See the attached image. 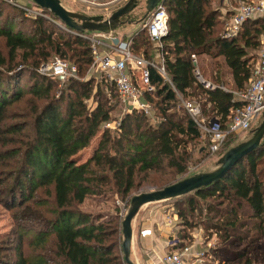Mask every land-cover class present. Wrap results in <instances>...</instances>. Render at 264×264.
Instances as JSON below:
<instances>
[{
    "label": "trees",
    "instance_id": "trees-1",
    "mask_svg": "<svg viewBox=\"0 0 264 264\" xmlns=\"http://www.w3.org/2000/svg\"><path fill=\"white\" fill-rule=\"evenodd\" d=\"M5 5H9L6 0H0V18ZM163 5L168 31L155 48L159 59L155 62L146 51L137 56L162 65L167 79L148 67L152 90L144 88L142 100L152 106L151 115L133 109L114 130L104 126L111 111L122 105L115 84L98 70H94L98 76L91 72V43L71 29L52 31L49 26L55 28V24L26 16L18 5L8 6L21 20L5 17L0 23L6 50V57L0 55V202L19 214L13 216L10 234L15 258L5 264H125L120 257L119 215L87 211L82 208L85 202L114 196L123 200L150 174L167 171L175 177L186 171L188 145L204 134L179 96L195 98L202 116L218 119L223 129L230 123L232 110L241 107L233 92L249 85L264 18L244 22L235 37L225 38L231 11L221 16L212 0H164ZM149 44L145 30L136 33L132 53ZM53 56L77 67V78L67 80L59 90H55L57 80L37 73L39 64ZM192 56L197 58L196 67ZM203 57L209 60L208 68L198 65ZM196 69L213 89L196 79ZM24 78L30 81L27 94ZM25 96L31 101L26 99L28 109L25 102L21 109L24 120L8 124L14 118L9 109ZM179 111L184 115L178 116ZM99 132L91 157L77 163L75 157ZM234 135L227 136L220 154L229 149L226 143ZM204 139L209 149V138L204 135ZM177 199L185 201L186 209L178 215L187 230L199 226L216 236L219 244L236 246L233 260L215 256L216 264H264V146L241 159L217 183ZM199 208L204 213L199 224L187 222L188 213L193 216ZM28 221L31 225H25ZM185 238L176 240L172 249L186 246Z\"/></svg>",
    "mask_w": 264,
    "mask_h": 264
},
{
    "label": "rangeland",
    "instance_id": "rangeland-1",
    "mask_svg": "<svg viewBox=\"0 0 264 264\" xmlns=\"http://www.w3.org/2000/svg\"><path fill=\"white\" fill-rule=\"evenodd\" d=\"M128 0H60L62 6L75 13L83 14L86 16H103L104 18H108L111 16L112 13L120 9L125 5V3ZM248 2H256L257 0H247ZM6 2L11 6L12 5H18L20 8L23 6H31L35 7L33 3L30 0H6ZM8 5V6H9ZM4 6V14L2 18H0V23L4 21L3 19L5 17L10 18L14 17L17 20H21V16L16 11H13L10 7ZM237 6L236 0H212V7L219 10L220 15L225 17L226 13L230 11L231 8H235ZM49 12V11H48ZM145 14V0H139L137 3L136 8L129 14V16L123 17L121 20L123 21V24L119 26L114 32L109 34V38H106V43H114L112 39L121 40V41H131L134 35L138 32H144L143 27V21L137 22L143 18ZM46 17H42L47 19L48 21L52 22L56 25V27L49 26L52 31H56L58 29L62 30L60 27H64V30L66 32H70L68 27H66L63 23H61L59 20L53 19L52 17L48 16L46 12L43 11V14ZM227 19V18H226ZM49 28V29H50ZM25 31H29L27 27L24 29ZM72 30V29H71ZM77 36L79 37H86L91 36L94 34H101L98 32H76L72 30ZM264 37V34L260 35V40H262ZM0 55L2 57H6V50L4 48V40L0 39ZM261 46V45H260ZM157 45L155 43L141 46L140 50L136 53H134L135 56L140 55L143 53V51L149 52L154 58V61L157 62L158 56L156 48ZM261 48H259L260 50ZM98 50L101 51H108L107 47H99ZM258 50V51H259ZM55 57V56H53ZM53 57H51L49 60H51ZM59 57V56H58ZM208 58H198V65L203 68H208L206 66V63H209V60L206 61ZM68 61V60H67ZM72 63L71 61H69ZM41 64V63H40ZM39 64V65H40ZM73 64V63H72ZM39 67V66H38ZM37 67V69H38ZM92 74L95 73V75L98 76L97 71H92ZM135 79H137V75H135ZM89 78V75H88ZM225 78L226 83L230 84L231 77L228 74V72H225ZM138 80V79H137ZM30 86V81L28 78L22 79V87L24 89L25 94H27V89ZM56 86V85H55ZM230 86V85H229ZM62 87V84L57 83V86L55 87V90H59ZM26 99H31L29 96H25L24 100L18 102L17 104H14L10 109L9 113L14 116V118L11 120H8V124L18 123L24 120V116L22 115L21 109L24 107V102ZM179 99L181 101H185L186 99L182 98V96H179ZM195 101H197L194 98ZM28 101V100H27ZM31 101V100H30ZM200 105V104H199ZM25 106L27 107V104L25 102ZM200 108L202 109L201 105ZM28 109V107H27ZM178 116L184 115L181 113V111L176 112ZM125 114L123 107L117 105L113 111H111L110 114V121L104 126L109 128L110 130H114L117 123L123 115ZM204 118V117H203ZM206 118V117H205ZM261 116L258 118V122L254 124L252 129L250 131L246 132H239L233 136V138H230L227 143L226 147L231 148L241 142H244L248 140L252 134L253 130H255L259 125L261 124L262 120ZM210 120V119H205ZM102 126V129L104 128ZM200 129V127H198ZM201 131V130H200ZM203 134V132L201 131ZM101 132H99L96 137H94L89 146L85 148L83 151H81L76 157L75 160L77 163H82L89 159L91 155L93 154V151L95 150L97 143L100 139ZM203 138H200L194 142H191L188 145L187 150L190 154L189 163L187 166L186 171L178 176H172L168 175L169 172H165L167 174H150L145 181L141 182L140 187H138L136 190H134L126 199H119L116 196L113 198H92L85 202L83 205V209L90 211V212H98L102 214L107 215H119V223L121 226V222L130 206V200L132 197L139 195L141 193H148L151 191L162 189L163 186L160 184L161 181H168V185L175 183L177 181L183 180L185 178L191 177L196 174L200 173H207L213 171L216 166L219 158L228 150H226L224 153H211L208 149V145L204 139V135H202ZM8 171V170H7ZM174 177V178H173ZM167 184V183H166ZM162 185V186H160ZM40 193V197L43 198V193ZM1 199V198H0ZM184 199H172L165 202H159V203H153L146 206H143L140 211L138 212L137 216L134 218L132 223L133 230H136L135 225L137 226L138 222V233L139 229L143 226H146L147 229L151 228V235L153 237V240L150 239V243L141 242L138 238L136 239V235L134 233L133 242H132V252L130 255V259L132 262L138 264L135 260V252L138 251L140 253H145V251L149 250V258L147 256L142 255V260L145 264V262L148 264V261L152 257H158L161 255H164L167 253V251H163V249L157 248L159 245L164 246L167 240H172L175 238L177 241H180L182 239V236H186L188 238H185L183 243H185L186 246H194L195 251H199V253H204L203 257H200V260L193 261V259L188 261V264H216L217 260L215 258L219 257L221 259H234V252L236 251L235 247L232 244H219L217 241V237L214 235H209V233H205L202 227L196 226L195 228H192L191 230H187L184 226V222L181 220V218L178 215L179 211H182L186 209V205L184 204ZM31 209H33L31 207ZM200 211H195L193 213V216H190L188 213L187 216V222H191L193 224H199L201 218L203 217V211L201 212V208H199ZM202 213V214H201ZM19 214L18 209L8 210L5 208L3 204L0 202V264H5L3 261L14 259V253L13 249H15L16 245L14 243H11V231L14 232V226H13V216ZM201 215V217L199 216ZM161 216V217H159ZM165 218V219H163ZM168 221L170 223V227L173 231H168L165 229L162 224V221ZM25 225H31L30 221L26 222ZM172 234V236H170ZM18 235V234H17ZM16 235V236H17ZM122 241V235L121 239ZM226 247V248H224ZM24 252L27 254V247L26 245L23 246ZM222 249L225 250V253H222ZM12 250V251H11ZM217 251V252H215ZM146 254V255H147ZM144 256V257H143ZM120 257H123L120 253ZM146 257V258H145Z\"/></svg>",
    "mask_w": 264,
    "mask_h": 264
},
{
    "label": "built area",
    "instance_id": "built-area-1",
    "mask_svg": "<svg viewBox=\"0 0 264 264\" xmlns=\"http://www.w3.org/2000/svg\"><path fill=\"white\" fill-rule=\"evenodd\" d=\"M236 2L237 6L230 9L231 15L225 24V38L235 37L244 22L251 19L264 18V0H257L256 2L236 0ZM21 9L28 17H46L42 15L44 10L40 8L26 5L21 7ZM143 27L151 42L159 47L160 40L168 31V14L163 4H158L143 20ZM60 28L67 30L64 27ZM82 38L91 43L93 57L91 70H98L115 84L124 112L136 109L150 116L152 106L142 100L143 89L152 90L148 83V67L155 68L166 77L164 67L147 61L141 56H135L131 50V41L112 39L114 43H106V38H109V34H94ZM260 43L261 49L256 60L252 63V75L249 85L243 91L233 92L234 101L241 103V107L232 110L230 123L227 128H221L218 119L205 120L199 103L194 99L181 101L182 107L190 118L200 127L203 134L209 138V151L213 154L222 150L228 135L250 131L253 128L252 126L259 121L258 118L260 116L262 118L264 111V37L260 40ZM99 47H107L108 51L98 50ZM192 62L196 67L197 58L195 56H192ZM37 73L40 76L55 79L59 84H63L71 78H77V67L74 63L72 64L55 56L51 60L41 63ZM135 74H137L139 84L133 81ZM194 74L205 88H214L209 82H205L202 79L198 69L194 71ZM150 233L151 231L147 229L140 231L142 237L149 236ZM175 244L176 239H172L168 244L169 251L164 255L154 256L149 260V264H188L189 260L193 259V261L198 262L200 257L204 256V253L195 251L194 246L196 244L176 250L172 249Z\"/></svg>",
    "mask_w": 264,
    "mask_h": 264
},
{
    "label": "water",
    "instance_id": "water-1",
    "mask_svg": "<svg viewBox=\"0 0 264 264\" xmlns=\"http://www.w3.org/2000/svg\"><path fill=\"white\" fill-rule=\"evenodd\" d=\"M30 1L40 9L49 11L66 27L76 32L86 31L110 34L123 24L121 19L129 16L136 8L139 0H128L123 7L112 13L108 18H104L103 16H86L71 12L62 6L60 0ZM163 3L164 0H145V14L137 22L143 21L158 4ZM261 120V124L253 130L254 132L248 140L229 148L219 158L217 166L213 171L196 174L162 189L141 193L131 198L130 206L121 222V251L125 264H136L130 259L134 237L132 222L140 209L149 204L177 199L220 181L241 159L253 150L264 146V111Z\"/></svg>",
    "mask_w": 264,
    "mask_h": 264
},
{
    "label": "crops",
    "instance_id": "crops-1",
    "mask_svg": "<svg viewBox=\"0 0 264 264\" xmlns=\"http://www.w3.org/2000/svg\"><path fill=\"white\" fill-rule=\"evenodd\" d=\"M157 56H158V59H159V54L157 53ZM231 82V81H230ZM159 217H161V216H159ZM163 219H165V218H163ZM133 223V222H132ZM137 223V226L135 225V229L136 230H133V232L135 233V235H136V239L138 238L141 242H145V243H150L151 241H150V239H152L153 240V237H152V233H150V235L149 236H145V237H142L141 235H140V231H142V230H145V229H147V227L146 226H143V227H141L140 229H139V233H138V222H136ZM162 224H164L165 226H163L165 229H167L168 231H173L172 229H171V227H170V223H168V221H166V220H164V221H162ZM147 230H150V231H152V229L151 228H148ZM172 234L173 233H171V235L170 236H172ZM173 239H175V238H173ZM172 240H167V242L165 243V245L164 246H161V245H159L157 248H162L163 249V251H169V246H168V244L171 242ZM147 253H149V250H147V251H145V253L143 254V253H140V252H138V251H136L135 252V260H136V262L138 263V264H142V263H144L143 262V260H142V255H144V256H147L148 258H149V255L147 254ZM147 254V255H146ZM143 256V257H144ZM146 258V257H145ZM153 258V257H152ZM151 259V258H150ZM149 259V260H150ZM145 264H147L146 262H145ZM148 264H149V261H148Z\"/></svg>",
    "mask_w": 264,
    "mask_h": 264
}]
</instances>
